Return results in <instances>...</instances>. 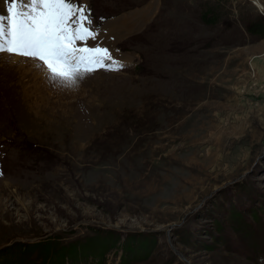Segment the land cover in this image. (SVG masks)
<instances>
[{
	"label": "rangeland",
	"instance_id": "rangeland-1",
	"mask_svg": "<svg viewBox=\"0 0 264 264\" xmlns=\"http://www.w3.org/2000/svg\"><path fill=\"white\" fill-rule=\"evenodd\" d=\"M79 2L125 67L0 57V264H96L65 246L104 232L105 264H264V0Z\"/></svg>",
	"mask_w": 264,
	"mask_h": 264
},
{
	"label": "snow or ice",
	"instance_id": "snow-or-ice-1",
	"mask_svg": "<svg viewBox=\"0 0 264 264\" xmlns=\"http://www.w3.org/2000/svg\"><path fill=\"white\" fill-rule=\"evenodd\" d=\"M4 4L0 57L5 63L15 64L20 58L54 87L69 90L100 70L124 69L123 61L101 46L92 11L79 0H4Z\"/></svg>",
	"mask_w": 264,
	"mask_h": 264
},
{
	"label": "trees",
	"instance_id": "trees-1",
	"mask_svg": "<svg viewBox=\"0 0 264 264\" xmlns=\"http://www.w3.org/2000/svg\"><path fill=\"white\" fill-rule=\"evenodd\" d=\"M207 15L208 16H206V17L204 16V18L206 19L207 22H209V24H211L212 22H215V20H217L216 12L214 13L213 17H212V15L210 13H208ZM251 24H253V25H250L248 27L249 31L257 32L258 34H260L262 32L261 34L263 35L264 28H263V25L260 22H254V23L252 22ZM104 233H105V235H102V233H101V235L98 236V238H96V239L86 237L85 240H78L77 239V240L71 241V242L67 243V247L65 246V248L68 249V254H73V257H74L75 260L81 259V255L84 256L85 253L89 254L90 252L93 255L102 256L103 253L106 250H108L112 245H115V243L117 241L116 237H118V235L114 236V234H111L109 232L108 233L104 232ZM127 239H128V237H127ZM39 242H42V243L43 242H45V243H49L50 242V244H55L56 243V242H52L51 243V240H48V242H47V240H43V241H39ZM127 242H128V240H126V243ZM15 243H18V242H15ZM33 244H35V243H33ZM11 246L6 247V248L4 247L2 252L5 251L8 248H11ZM126 248L128 249V252H129V250L133 249L132 247L130 248V246H128V245L126 246ZM41 249H42L41 251H44L43 248H41ZM63 249H61V250H63Z\"/></svg>",
	"mask_w": 264,
	"mask_h": 264
},
{
	"label": "bare ground",
	"instance_id": "bare-ground-1",
	"mask_svg": "<svg viewBox=\"0 0 264 264\" xmlns=\"http://www.w3.org/2000/svg\"><path fill=\"white\" fill-rule=\"evenodd\" d=\"M138 11H141V10H138ZM131 13H133V12H130V13H128V14H126V15H129V14H131ZM126 15H123V16H121L119 19H117V20H114V22L115 21H118V22H120V20L122 19V18H124ZM111 23H113V21L111 22ZM109 23H107L106 25H108ZM104 26H102L101 28H99V29H102ZM137 29V28H136ZM136 31V30H135ZM133 32H134V30H133ZM124 34L126 33V32H123ZM106 37L105 36V34H103V33H100V36L98 37V39H100V38H102V37ZM106 39H110L109 37H106ZM88 43H90V42H88ZM94 44V43H93ZM94 46V45H93ZM20 60V58H16V61H19ZM16 68H19V67H16ZM19 69H21V68H19ZM24 72H25V70H24ZM33 72H35V71H30V70H27V73H28V76H34L35 74H37V72H35L34 74H33Z\"/></svg>",
	"mask_w": 264,
	"mask_h": 264
}]
</instances>
